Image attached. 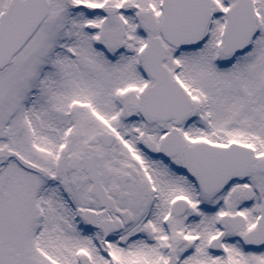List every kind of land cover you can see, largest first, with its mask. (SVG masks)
I'll return each mask as SVG.
<instances>
[{
	"label": "snow or ice",
	"instance_id": "1",
	"mask_svg": "<svg viewBox=\"0 0 264 264\" xmlns=\"http://www.w3.org/2000/svg\"><path fill=\"white\" fill-rule=\"evenodd\" d=\"M0 264H264V0H0Z\"/></svg>",
	"mask_w": 264,
	"mask_h": 264
}]
</instances>
